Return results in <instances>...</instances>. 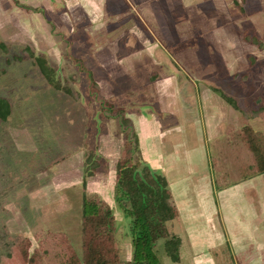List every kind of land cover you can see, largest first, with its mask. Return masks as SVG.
Wrapping results in <instances>:
<instances>
[{"label":"rangeland","instance_id":"1","mask_svg":"<svg viewBox=\"0 0 264 264\" xmlns=\"http://www.w3.org/2000/svg\"><path fill=\"white\" fill-rule=\"evenodd\" d=\"M244 2L243 13L234 0H0L8 49L0 48V96L10 113L0 124V256L10 248L7 231L33 241L38 229L65 232L80 250L86 140L106 160L88 192L115 205L128 257L131 219L115 187L124 137L160 166L183 216L206 185L212 190L213 154L223 155L230 181L238 177L224 129L264 101V48L244 40L257 29L264 46V0ZM26 47L55 69L49 80L16 61ZM68 152L65 163L39 171L50 155ZM182 219L180 234L193 229ZM182 236L181 264H193ZM164 243L156 249L162 264H179ZM224 252L228 263L215 254L212 262L238 264L232 249Z\"/></svg>","mask_w":264,"mask_h":264},{"label":"trees","instance_id":"2","mask_svg":"<svg viewBox=\"0 0 264 264\" xmlns=\"http://www.w3.org/2000/svg\"><path fill=\"white\" fill-rule=\"evenodd\" d=\"M244 13V1L234 0ZM247 43H263L249 32L244 33ZM0 48L8 51L0 41ZM17 62L30 61L49 80L56 71L49 62L32 48L26 47L22 55L15 57ZM225 102L238 108L237 101L213 88ZM10 116L0 96V124ZM243 120L236 128H229L225 145L232 154L236 172L242 180L264 174V132L256 129L252 121L261 119L264 123V101L252 109L243 112ZM87 150L83 167V200L81 216V248L78 250L71 237L65 232L38 229L30 237L6 233L10 248L0 256V264H162L157 254L160 241L163 240L167 255L175 263L181 261L182 239L176 233L172 223L179 219L180 211L165 176L157 174L144 161L138 152L139 146L131 138H123L116 161V193L120 197L121 209L131 219L132 235L131 257L122 249L115 205L100 193H89V180L95 177L105 164L104 156ZM72 152L48 155L45 166L39 171L47 172L65 163L73 157ZM212 172L217 190L230 183L229 170L223 161V155L211 156Z\"/></svg>","mask_w":264,"mask_h":264},{"label":"crops","instance_id":"3","mask_svg":"<svg viewBox=\"0 0 264 264\" xmlns=\"http://www.w3.org/2000/svg\"><path fill=\"white\" fill-rule=\"evenodd\" d=\"M256 32L257 29L253 30L252 36H256ZM250 44L258 49L260 47L253 42ZM252 125L264 132V123L261 119L253 120ZM227 130L225 127V138ZM148 163L151 164L152 161ZM158 167L160 166H152L155 170ZM210 169L212 170V167ZM206 186L203 193L199 192L198 204L188 209L184 213L185 216L180 210L172 185L170 186L175 204L180 211L179 219L172 223L176 233L182 239L179 264L183 262L182 250L185 240L182 235L184 233L188 237L190 249L194 252L193 264H214L212 254L220 259L222 257L224 259L222 263H228L224 252L227 249H232V254L237 256L238 264H264V174L247 180H242L238 174V177L221 190L216 189L212 178V190L208 185ZM186 202L188 203L187 200ZM184 217H186V225H190L193 229L180 234L176 226L180 229L179 231H182L184 221L181 220ZM216 220L219 223V229L216 228ZM199 225H202V229H198Z\"/></svg>","mask_w":264,"mask_h":264}]
</instances>
